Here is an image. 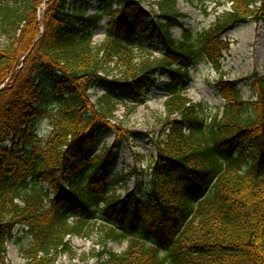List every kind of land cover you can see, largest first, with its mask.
Here are the masks:
<instances>
[{
  "label": "trees",
  "instance_id": "obj_1",
  "mask_svg": "<svg viewBox=\"0 0 264 264\" xmlns=\"http://www.w3.org/2000/svg\"><path fill=\"white\" fill-rule=\"evenodd\" d=\"M96 1L89 14L79 0H0V264H13L7 244L18 226L31 238L25 264H58L72 252L68 237H89L96 219L104 264H264V73L247 77L255 99L244 100L221 66L230 49L223 34L263 23L264 0H200L215 5V23L184 29L181 41L172 32L183 17L179 0L156 2V11L148 0ZM200 59L220 75L225 106L214 116L187 95ZM159 75L170 80L145 169L149 192L122 195L131 174L106 171L134 135L113 123L121 93L133 114ZM43 119L51 127L44 140ZM107 128L116 130L114 143L90 154ZM120 241L128 242L123 253L107 249Z\"/></svg>",
  "mask_w": 264,
  "mask_h": 264
},
{
  "label": "rangeland",
  "instance_id": "obj_2",
  "mask_svg": "<svg viewBox=\"0 0 264 264\" xmlns=\"http://www.w3.org/2000/svg\"><path fill=\"white\" fill-rule=\"evenodd\" d=\"M159 1L161 0H148L144 6L147 10L156 11L155 3ZM79 4H83L89 14H95L99 9V3L96 0H79ZM214 6L213 3L207 1L179 0L178 8L183 17L178 20L179 26L174 27L173 37L177 41H181L184 29L194 32L208 30L216 20L217 14L214 12ZM225 9L227 7H222L218 12L221 13ZM43 10L44 4L41 6V11ZM105 23L106 19L94 32L96 43L102 42L105 38ZM222 38L230 44V49L223 53L221 59L223 80L234 82L240 89L244 100L255 99L247 84V77L255 71L264 73V22L259 25L247 22L231 26L225 31ZM148 46L155 47L156 43ZM160 54L161 51L155 53L158 56ZM189 74L191 80L186 86L188 97L196 104L207 105L209 107L208 115L214 116L222 113L225 103L215 89V84L220 79L215 68L205 59H200L191 68ZM169 80V75L157 76L151 84L149 94L145 97V103L138 106L133 114L127 115V92L123 90L121 93L123 101L119 104L117 120L113 123L128 132H134V135L130 141L123 144L121 149H114L113 158L106 167V171L111 176L131 174L126 189L120 188L119 194L125 195L135 191L141 197L149 192L145 169L151 156L155 154L153 141L160 136L163 130L161 120L166 117L164 103L167 99L164 86ZM108 86V83H104L101 87L92 90V100L96 101L103 95ZM55 106L57 104L52 105L50 109L55 110ZM37 132L42 140L49 136L51 133L50 120L39 121ZM115 136L116 130L107 128L100 146L91 149L90 154L99 153L104 146L111 147ZM93 222L100 224L101 219H96ZM96 223H92L93 228L89 237H68L72 252L62 254L58 264H104L106 258L99 256L104 248L102 239L104 233ZM30 241L31 238L27 231L20 227L15 229L12 240L7 244L8 259L13 264H25L26 260L23 257L22 249L28 247ZM127 246V241L111 242L107 244V249L120 254L127 249Z\"/></svg>",
  "mask_w": 264,
  "mask_h": 264
}]
</instances>
